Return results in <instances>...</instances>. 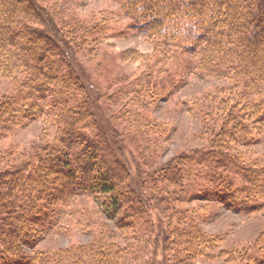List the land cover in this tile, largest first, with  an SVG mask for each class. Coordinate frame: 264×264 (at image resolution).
<instances>
[{"label":"trees","instance_id":"16d2710c","mask_svg":"<svg viewBox=\"0 0 264 264\" xmlns=\"http://www.w3.org/2000/svg\"><path fill=\"white\" fill-rule=\"evenodd\" d=\"M20 1L0 0V78L20 77L13 94L0 95V264H145L131 242L152 232L140 194L143 191L152 195V202L168 217L160 264H193L196 258L210 262L224 259V264H264V232L252 247L218 250L219 236L200 227L198 210L203 207L177 209V203L195 198L187 187L194 181L199 186L200 200L220 202L232 211L264 208V154L261 161L252 159L250 164L247 159L255 153L248 156L235 145L258 143L251 134L252 127L244 123L247 119L264 123V0H124V15L141 33L156 41L154 53L159 57L152 56V72L147 71L144 90L150 91L152 82L153 95H159L167 86L171 92L177 73L242 83L237 94L233 93L237 86L231 82L214 95L215 107L219 112L227 111V117L224 130L209 133L205 149L171 156L152 172V180L139 183L131 180L125 145L133 146L134 158L144 164L145 170L158 153H163L161 142L167 141L169 132L145 111L136 115L130 111L128 123L133 128L128 127L124 133L127 142L115 136L119 133L100 114L104 105L94 108L83 101L82 108V103L67 107L65 87L71 79L79 83V70L71 65L64 69L61 62L66 54L60 47V52L54 53L50 41L41 48L33 44L34 32L23 27L26 25L16 15ZM26 3L52 22L50 31L58 29L53 14L38 0ZM187 21L197 23L199 35L194 41L178 43L175 37L185 31ZM54 40L51 42L60 44ZM167 59L176 65L168 67ZM11 60L15 62L13 69L9 68ZM55 88L59 96L52 98L51 106L58 103L62 108L56 114V134H46V139L27 151H18L15 143L4 144L27 121L43 114L42 101ZM223 92L234 95L237 103L223 104L228 98L219 96ZM151 95L148 93L149 100ZM190 110L195 108L190 106ZM91 117L94 122L80 125V119L86 122ZM87 127L93 134L84 130ZM191 168L196 174L193 177ZM89 192L100 195L101 213L105 219L115 221L114 227L122 229V234L108 230L104 224L106 231L101 230L100 236L85 244L35 249L48 231L55 227L63 230L59 219L72 212L70 196ZM123 207L132 208L123 214L129 222L118 217ZM135 217L144 218L145 226L134 229ZM116 238L127 240L120 245Z\"/></svg>","mask_w":264,"mask_h":264},{"label":"rangeland","instance_id":"374dc122","mask_svg":"<svg viewBox=\"0 0 264 264\" xmlns=\"http://www.w3.org/2000/svg\"><path fill=\"white\" fill-rule=\"evenodd\" d=\"M38 1L53 14L58 28L56 31H50L52 22L46 19L44 15L35 13V10L27 5L26 0L20 1L16 15H19L18 18L21 19L19 21H22V25H26L23 27L34 32L30 35L35 46L41 48L43 45H48V41H50L54 53H59L58 50L61 48L66 54L65 60L61 62L62 67L64 69L76 67L79 70V83L77 80L71 79L72 81L70 80L69 85L65 87L68 91L66 94L67 107L71 108V106L82 103V108L83 101L87 102L90 107L92 104L94 108L98 104L104 105V107L100 106L102 109H100V114L102 113L108 120L107 123L115 133H119L115 136L119 140L121 138L127 139L125 140L127 142L129 140L124 133H127L129 128H133L128 123L130 111L134 115L145 111L148 117L162 123V128L169 132L170 136L167 141L161 142L165 148L163 153H158L154 163L151 162L150 168H145V170L144 164L134 158L136 153L134 154L133 146L126 144L124 147L123 144L127 155L126 164L129 165L130 173L133 176L131 180H136V183L144 179H146L145 181L152 180V172L156 168L164 166L171 156L190 155L203 150L207 146L209 133L224 130L223 127L225 126L223 125L227 111L219 112L217 110L214 95H217L219 90L227 88L231 82L237 86L233 87V93L237 94L241 90L242 83L240 80L232 81L226 78H213L212 76L205 78L186 77V75L179 76L177 73L174 78L177 82L171 92H168L167 86L162 93H157L159 95H153L152 82L149 87L150 91L144 90L146 88L144 83L146 82L147 71L152 72V56H158L154 53L156 41L154 37H148L143 32L141 33L132 20L124 15V0ZM166 3L172 2L169 0ZM53 37L54 41L60 42V44L51 42ZM160 58L163 59V56ZM167 61L168 67L176 65L174 60L167 59ZM10 62L12 64L9 63V68L13 69L15 62L13 60ZM178 70L181 74L183 73L181 65ZM178 76L181 77L179 81ZM19 79V76L13 77V75L12 77L0 78V95L13 94L14 86ZM148 93L152 94L151 100H149ZM58 96L55 88V91L42 101L43 114L40 113L34 120L27 121L25 127L5 139L4 144L15 143L18 151L23 149L27 151L35 143L46 139V134L49 136L56 134V126L54 125H58L59 117L57 115L62 108H58V103L54 107L51 104L54 102L52 98ZM219 96L228 97L223 102L225 105L236 102L235 96L232 94L226 95L223 92ZM104 100H106V104H104ZM130 102L134 103L131 105ZM141 103L145 104L142 106ZM190 106L194 107L195 110H190ZM199 106L201 107L200 110L196 109ZM204 114L209 116H204ZM83 119H80L82 127L94 122L92 117L86 118V122ZM244 123L252 127L251 134L254 135L255 140H258V143L247 146L235 145L248 156L249 153H255L252 158L249 156L247 159L250 164L253 163L252 159L259 162L264 154V123L258 124L253 119H247ZM84 130L87 133H92L90 127ZM137 162L139 165L135 164ZM140 164L142 169H140ZM197 170L198 168L196 172ZM195 175L194 169H192L191 177ZM135 186L137 187L136 184ZM187 187L193 191L195 198H192L191 202L177 203V209L203 207L198 210L200 227L206 233L219 236L218 250L227 252L231 249L244 250V248L255 245L257 238L263 235L264 208L250 212L232 211L220 202L200 200L201 193L198 194L197 192L199 190L197 182H191ZM140 194L144 197L143 202L146 205V213L151 220L148 222L152 227V232L147 237L131 239L132 248L139 252L138 256L145 264H160L165 237L163 235L168 217L152 202L150 193L143 191ZM70 197L73 199V203L70 205L72 212L70 215H62L63 217L59 219L62 222L59 226L63 227V230L57 229V231L55 227L48 231L35 246V249L40 251L57 250L70 244H85L91 239L93 240V237L100 236L101 230L106 231L104 224H107L108 230L122 234V229L119 230L114 227L115 221L105 219L101 213L100 201L98 200L100 195L89 192ZM130 210L123 207L118 217H125L123 220L129 222L130 218L123 216V214L129 213ZM133 222L136 224L134 229L140 225L145 226L144 218L135 217ZM124 232L126 234L129 231L127 229ZM135 232H139L140 235V231ZM116 241L120 245L125 242L122 238H116ZM262 248L264 250V246ZM223 262L224 259L219 258H214L211 262L204 258H196L193 264H222Z\"/></svg>","mask_w":264,"mask_h":264},{"label":"clouds","instance_id":"9594fccd","mask_svg":"<svg viewBox=\"0 0 264 264\" xmlns=\"http://www.w3.org/2000/svg\"><path fill=\"white\" fill-rule=\"evenodd\" d=\"M187 28L184 32L175 37L178 43H188L194 41L199 35V27L195 21H187Z\"/></svg>","mask_w":264,"mask_h":264}]
</instances>
